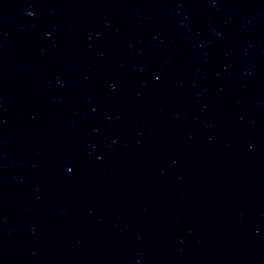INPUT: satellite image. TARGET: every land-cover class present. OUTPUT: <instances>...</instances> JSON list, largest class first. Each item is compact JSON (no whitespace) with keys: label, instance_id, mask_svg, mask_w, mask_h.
<instances>
[{"label":"water","instance_id":"1","mask_svg":"<svg viewBox=\"0 0 264 264\" xmlns=\"http://www.w3.org/2000/svg\"><path fill=\"white\" fill-rule=\"evenodd\" d=\"M0 264H264V196L84 0H0Z\"/></svg>","mask_w":264,"mask_h":264}]
</instances>
